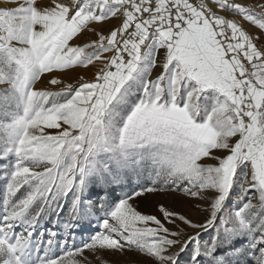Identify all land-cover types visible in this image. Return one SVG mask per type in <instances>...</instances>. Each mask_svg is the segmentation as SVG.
Masks as SVG:
<instances>
[{
  "label": "snow or ice",
  "instance_id": "1",
  "mask_svg": "<svg viewBox=\"0 0 264 264\" xmlns=\"http://www.w3.org/2000/svg\"><path fill=\"white\" fill-rule=\"evenodd\" d=\"M91 22L102 32L112 27L85 45L93 53L84 56L70 42ZM146 57L144 70L155 68V77L143 81L112 143L105 115ZM85 61L93 77L64 85L59 70ZM45 73V89L59 91L35 87ZM61 95L68 98L49 106ZM0 147V156L17 157L8 192L31 185L0 223V264H24L34 220L19 234L13 228L34 201L51 207L79 192L102 149L118 167L151 161L156 180L120 199L88 243L40 264H102L96 253L126 245L145 254L140 264H181L189 244V264H264V0H9L0 6ZM65 156L71 163L61 170ZM234 184L238 200L258 193L259 219L252 199L225 209ZM147 193L167 199L143 211L135 198ZM214 226L211 242L201 244L200 232ZM241 236L249 243L214 255Z\"/></svg>",
  "mask_w": 264,
  "mask_h": 264
},
{
  "label": "rangeland",
  "instance_id": "2",
  "mask_svg": "<svg viewBox=\"0 0 264 264\" xmlns=\"http://www.w3.org/2000/svg\"><path fill=\"white\" fill-rule=\"evenodd\" d=\"M240 1V0H239ZM14 2V0H13ZM246 3H254L255 0H244ZM9 0H0V6L8 4ZM246 30H249L258 36L259 30L254 29V26L244 22ZM112 25L104 24L103 32L97 22H91L89 26L82 29L80 40L70 42L73 47H83L84 56H90L93 49L85 47L91 44L94 39H98L100 34H109L108 29ZM152 44L147 49L149 52ZM108 54H103L107 56ZM159 62V61H158ZM94 64L99 66L101 62L93 61ZM147 57L141 62V68L133 74V77L126 82L121 88L119 94L120 99L114 101L110 105L108 112L105 115V121L108 128V134L111 137L112 143H117L119 138V130L122 128L126 117L139 99L143 95L142 85L145 79H154L156 69H149L147 72L144 67L147 65ZM75 71L69 69L59 70L63 75L59 78L62 79L64 85H76L77 81L90 80L94 75L92 65L85 63L76 64L72 66ZM150 73V74H149ZM47 74H43L41 81H37L35 87L41 90L59 91L58 87L45 89ZM68 96L61 95L51 103H62ZM203 99V98H202ZM54 134V133H52ZM4 149L0 147V152ZM114 153L109 150H100L96 153L94 166L89 170L88 174L84 177V185L79 192L75 188L70 190L66 195L61 196L51 207L44 205L37 200L25 211L21 220L13 228V233L18 234L24 232L29 227V221L34 220L31 224L30 230L32 236L30 238V247L28 246L23 254L24 264H40L41 259H51L63 255L66 251L81 247L88 243L90 239L102 231V223L120 199L132 196L134 192L140 191L143 187H151L153 181L156 180V170L152 167L151 161L144 163V166L137 169L118 167L113 163ZM17 157L14 153H6L0 156V223L3 222V217L7 211L10 210L18 201L23 199L29 191L31 185L26 184L15 194L8 192V185L11 182V173L14 170ZM31 164V162H26ZM71 163V157L65 156L61 161V170ZM163 177L160 178L158 183L163 182ZM79 180V176L77 177ZM240 189L238 184H234L233 189L225 202V209L231 213L238 210L244 202L252 199V203L257 205V219L260 218L259 196L255 190H249L248 195L243 199L238 200ZM255 198L253 199V196ZM157 199H167L162 195L156 193H147L143 197L135 198V203L138 209L143 211H151ZM195 207V206H194ZM207 205L200 204V208L204 209ZM194 216L199 213L193 211ZM111 222V221H110ZM202 222V218L200 220ZM220 218L218 215L216 224L219 225ZM216 228L207 229V231L200 232V242L203 244L205 241L211 242L210 238L215 234ZM54 234V235H53ZM49 240L51 243L49 244ZM249 243L248 236H241L234 239L231 244L223 247H218L215 256H224L225 252L229 249H240L242 244ZM192 245L189 244L184 252L180 253L181 264H189L191 260L190 251ZM234 254V253H230ZM145 254L140 252L135 246L131 248L127 245L123 252L115 254L114 250L102 249L95 254L96 258L101 260L102 264H140L141 258ZM93 259L92 256L88 257ZM201 259V257H197ZM203 259H208L207 257ZM253 264L255 262L253 261Z\"/></svg>",
  "mask_w": 264,
  "mask_h": 264
},
{
  "label": "built area",
  "instance_id": "3",
  "mask_svg": "<svg viewBox=\"0 0 264 264\" xmlns=\"http://www.w3.org/2000/svg\"><path fill=\"white\" fill-rule=\"evenodd\" d=\"M193 2H196V0H193ZM208 2L211 3V0H208ZM237 2H240V1L237 0ZM217 11H219V9H217ZM250 34L254 36L252 32H250ZM151 44H152L151 40L146 41L145 44L142 46V53H146L147 49L149 48Z\"/></svg>",
  "mask_w": 264,
  "mask_h": 264
},
{
  "label": "bare ground",
  "instance_id": "4",
  "mask_svg": "<svg viewBox=\"0 0 264 264\" xmlns=\"http://www.w3.org/2000/svg\"><path fill=\"white\" fill-rule=\"evenodd\" d=\"M18 234H19V233H18ZM28 246L30 247V243L28 244ZM28 246H27V247H28Z\"/></svg>",
  "mask_w": 264,
  "mask_h": 264
}]
</instances>
